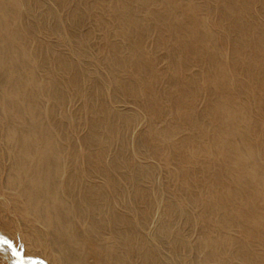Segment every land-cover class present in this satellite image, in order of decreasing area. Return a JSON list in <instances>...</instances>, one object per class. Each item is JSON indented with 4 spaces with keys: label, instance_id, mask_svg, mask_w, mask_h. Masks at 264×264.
Returning <instances> with one entry per match:
<instances>
[{
    "label": "bare ground",
    "instance_id": "1",
    "mask_svg": "<svg viewBox=\"0 0 264 264\" xmlns=\"http://www.w3.org/2000/svg\"><path fill=\"white\" fill-rule=\"evenodd\" d=\"M0 225L47 264H264V0H0Z\"/></svg>",
    "mask_w": 264,
    "mask_h": 264
},
{
    "label": "rangeland",
    "instance_id": "2",
    "mask_svg": "<svg viewBox=\"0 0 264 264\" xmlns=\"http://www.w3.org/2000/svg\"><path fill=\"white\" fill-rule=\"evenodd\" d=\"M11 235H12V231L10 229H4L0 225V236L1 237H4V238L6 237L7 239H10L24 258L29 259L33 257V256L28 257L27 255H24V254H27L24 243L22 241L17 242L14 238H12ZM0 264H22V263H20V261L17 259L11 247L5 244H0Z\"/></svg>",
    "mask_w": 264,
    "mask_h": 264
},
{
    "label": "water",
    "instance_id": "3",
    "mask_svg": "<svg viewBox=\"0 0 264 264\" xmlns=\"http://www.w3.org/2000/svg\"><path fill=\"white\" fill-rule=\"evenodd\" d=\"M0 244H5L8 245L12 248L15 256L17 257V259L20 261V263L22 264H33V263H41V264H47L46 262H44L41 258L39 257H31L29 259L24 258L20 252L18 251L17 247L14 245V243L7 238L1 237L0 236Z\"/></svg>",
    "mask_w": 264,
    "mask_h": 264
}]
</instances>
